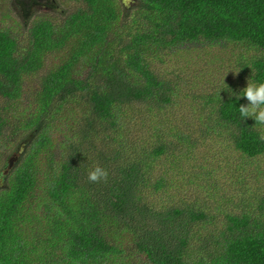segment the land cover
Listing matches in <instances>:
<instances>
[{
	"label": "trees",
	"instance_id": "1",
	"mask_svg": "<svg viewBox=\"0 0 264 264\" xmlns=\"http://www.w3.org/2000/svg\"><path fill=\"white\" fill-rule=\"evenodd\" d=\"M16 13L0 27V264H264V195L219 164L264 157L237 99L264 82V0ZM195 46L206 64L226 49L236 82L188 76ZM96 165L106 181H88Z\"/></svg>",
	"mask_w": 264,
	"mask_h": 264
},
{
	"label": "rangeland",
	"instance_id": "2",
	"mask_svg": "<svg viewBox=\"0 0 264 264\" xmlns=\"http://www.w3.org/2000/svg\"><path fill=\"white\" fill-rule=\"evenodd\" d=\"M17 8L15 9L12 0H2L0 5V27L18 25L13 23L14 19H17V12L22 14L21 21L30 20V16L35 13L46 12L51 10L52 0H16ZM29 18V19H28ZM198 50L191 52V58L195 61L189 64V67L185 69L188 76L197 68H203L204 73H208L207 76H202L203 86L210 87V78L212 77V83H220L222 86L226 84L233 85L239 76L240 67L233 62V57L230 53L227 57V50L224 48L215 47L213 55L218 57L214 63H207L209 59L208 50H202L198 46H195ZM206 51V53H205ZM226 54V55H225ZM226 57V58H225ZM222 58V61L220 59ZM172 68V66H170ZM210 68V69H209ZM206 80V82H204ZM248 79L244 78L239 82L242 88L247 86ZM219 164L223 167L224 172L229 175L241 174L240 178H245L246 185L238 187H245L250 193H255L256 197L264 195V157L257 159H250L242 157L239 153L231 150L226 152L223 156L219 157ZM227 180L228 177H225ZM237 187V186H235ZM234 187V188H235ZM220 190H227L224 184H221ZM189 197L191 195H188Z\"/></svg>",
	"mask_w": 264,
	"mask_h": 264
},
{
	"label": "clouds",
	"instance_id": "3",
	"mask_svg": "<svg viewBox=\"0 0 264 264\" xmlns=\"http://www.w3.org/2000/svg\"><path fill=\"white\" fill-rule=\"evenodd\" d=\"M241 96L248 101L247 104H241L238 108L241 119L252 118L255 125L264 126V82L256 83L249 79L247 86L240 92L237 99ZM259 138L264 141V133ZM107 177V170L96 165L88 171L87 179L89 182L99 183L106 181Z\"/></svg>",
	"mask_w": 264,
	"mask_h": 264
}]
</instances>
